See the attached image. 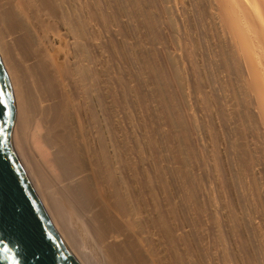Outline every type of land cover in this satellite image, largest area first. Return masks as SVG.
<instances>
[{"label": "bare ground", "instance_id": "bare-ground-1", "mask_svg": "<svg viewBox=\"0 0 264 264\" xmlns=\"http://www.w3.org/2000/svg\"><path fill=\"white\" fill-rule=\"evenodd\" d=\"M113 1L112 17L121 28L132 24L130 14L143 8L139 0ZM142 2L147 7L143 18L147 36L155 33L161 20L175 26L176 37L187 44L185 53L180 52L182 46L179 49L178 64L185 83L196 93L194 104L208 113L216 151L210 170L222 178L226 189L223 179L228 170L222 157H230V167L242 178V197L253 201L250 208L254 204L252 225L264 262V0ZM96 4L95 0H0V60L14 97L11 143L19 165L79 264H221L207 241L203 220L196 215L204 206L197 203L188 173L177 166L185 163L178 135L174 129V133L163 131L170 127L167 123L175 128L171 116L163 124L166 128L161 127L168 103L172 104L166 96L172 95H165L160 82L171 79L175 68L172 73L168 66L158 67L144 50L128 51L125 45L116 49L118 59L130 64L127 69L133 73L132 88L141 111L144 134H133L124 109L116 106L120 98L105 72L108 60L99 56L102 37H98ZM155 5L163 13L158 19L152 17ZM103 18L112 22L109 15ZM121 28L116 30L122 32ZM163 28L155 29L164 32ZM124 37L118 40L127 42ZM183 134L187 136L185 130ZM253 256L247 254L245 262L254 264Z\"/></svg>", "mask_w": 264, "mask_h": 264}, {"label": "rangeland", "instance_id": "rangeland-1", "mask_svg": "<svg viewBox=\"0 0 264 264\" xmlns=\"http://www.w3.org/2000/svg\"><path fill=\"white\" fill-rule=\"evenodd\" d=\"M100 1V2H99ZM108 1V2H106ZM95 0V2H97L96 7L98 8V13H99V18H98V37H102L99 40L101 41L102 44H99L98 42V51H99V56L102 57V59L104 60H108V62H106V66L108 63L107 68H105V72L106 74L110 76L111 81H112V89L114 88L115 90V94L117 92V96L119 99V103L117 101L116 106L119 104L120 106V110L122 111V108L124 109L123 112L125 113L124 117L126 118L128 125L131 128V132L135 135H142L144 134V126L140 120V108L137 105V101L135 99V94L132 88V83L131 80L133 79V73H131V70L127 69V64L125 62H121L120 59H118V51L116 49H121L123 47V45L127 46L125 49L129 50H135L136 51H140V50H144L143 52L145 54H148V56L150 58L153 57L152 60L156 61V65L159 67H163L166 69V67L168 66V68L166 70L168 71H172L173 68H175V70H179L180 68L183 70V67L180 66L181 63L178 64V60H179V49L182 46V49H180V52H184L186 51L187 48V44H185L186 42H180V40H178V38L176 37L178 35V33H176V28L173 25H170L167 23H165L164 21H157V23L155 24L154 27V31L155 33L153 34H149L147 36V27L146 24L143 22L144 21V14H145V10L147 9L146 7V3H143L141 0L140 1V6L142 8V10L139 8V11H134L137 13H131L130 14V20L132 19L131 23L127 25L126 27H122L118 26L119 22L117 23L116 20L114 21V11L112 12V8L113 6H115L114 3H112L113 0L109 1V0ZM112 4H111V3ZM114 2V1H113ZM101 3V4H100ZM109 3V4H108ZM145 4V6H142ZM104 4V5H103ZM108 4V5H107ZM114 4V5H113ZM103 5V6H102ZM113 5V6H112ZM101 6V7H100ZM112 6V7H111ZM156 6V5H155ZM108 9H107V8ZM146 8V9H145ZM155 9L157 8L154 7ZM100 9V10H99ZM107 9V10H106ZM152 9V10H155ZM102 10V11H101ZM110 12H109V11ZM159 8H157V10H155L152 13V17L155 19L160 18V16L163 15L162 11ZM101 11V12H100ZM105 11V12H103ZM109 13H108V12ZM143 13H142V12ZM158 11V12H157ZM160 12L162 14H160ZM113 13V14H112ZM159 16H158V14ZM103 14L104 16H110L112 19V22L110 23H106V21L104 22V16L101 15ZM135 14V15H134ZM112 15H114L112 17ZM157 15V16H156ZM170 15V13L168 14ZM139 16V17H138ZM143 16V17H142ZM101 17V18H100ZM142 17V18H141ZM100 19V20H99ZM137 20L139 22H137ZM162 23H161V22ZM142 24H141V23ZM116 23V24H114ZM159 23V24H158ZM161 23V24H160ZM111 24V25H110ZM114 24V25H113ZM145 26H144V25ZM103 25V26H102ZM113 25V26H112ZM139 25V26H138ZM158 25V26H157ZM170 25V26H169ZM106 26V27H105ZM109 26V27H108ZM141 26V27H140ZM115 27V28H114ZM119 27V28H118ZM134 27V28H132ZM138 27V29L136 28ZM143 27V28H142ZM164 27V28H163ZM167 29H166V28ZM111 28V29H110ZM122 30V32L118 31V30ZM155 28H163L164 32L161 31L160 29H155ZM170 28V29H169ZM173 28V29H171ZM118 29V30H116ZM132 29V30H131ZM136 29V30H135ZM142 29V30H141ZM176 29V30H175ZM128 30V31H126ZM134 30L135 33H133L132 31ZM140 30V31H139ZM145 30V31H144ZM101 31V34H100ZM124 31V32H123ZM144 31V32H143ZM159 31V32H158ZM165 31L167 32L166 34ZM127 32V33H126ZM138 32V33H137ZM119 33V34H118ZM122 33V34H121ZM142 33V34H141ZM146 33V34H145ZM159 33V34H158ZM162 33V34H160ZM103 34V35H102ZM124 34V35H123ZM140 34V35H139ZM174 34V35H173ZM111 35V36H110ZM143 35V37L141 36ZM156 35V36H155ZM162 35V36H161ZM125 36L124 38L128 37L127 42H120L119 40L121 39V37ZM146 36V37H145ZM161 36V37H160ZM165 36V37H164ZM120 37V38H119ZM152 37V39H150ZM155 37V38H154ZM164 37V38H163ZM172 39H171V38ZM176 37V38H175ZM112 38V39H110ZM115 38V40L113 41V39ZM138 38V39H137ZM146 38V39H143ZM157 38V39H156ZM167 38V39H165ZM108 39V40H107ZM110 39V40H109ZM119 39V40H118ZM135 39V40H134ZM148 39L151 40L147 41ZM155 39V40H154ZM160 39V40H159ZM163 39V40H162ZM171 39V40H170ZM118 40V41H117ZM134 40V41H133ZM142 40V41H141ZM169 40V42H168ZM177 40V41H176ZM103 41V42H102ZM137 43L134 44L131 43ZM146 41V42H145ZM161 41V42H160ZM163 41V42H162ZM131 44H130V43ZM140 42V43H139ZM144 42V43H142ZM148 42V43H147ZM117 43V44H116ZM122 43V44H121ZM127 43V45H126ZM144 44V45H141ZM147 44V45H146ZM184 44V45H183ZM101 45V46H100ZM121 45V46H120ZM140 45V46H139ZM117 46V48H116ZM133 46V47H132ZM135 46V47H134ZM139 48L137 49L136 48ZM149 46V47H148ZM154 46V49H153ZM163 46V47H162ZM184 46V47H183ZM189 46V45H188ZM199 46V44H198ZM197 46V47H198ZM115 47V48H114ZM142 47H144V49H142ZM133 48V49H132ZM146 48V50H145ZM157 48V49H156ZM184 48V49H183ZM151 52H149V51ZM164 50V51H163ZM155 52V53H154ZM179 52V53H180ZM114 53V54H113ZM120 53V52H119ZM115 55V56H114ZM152 55V56H151ZM155 55V56H154ZM111 56V57H110ZM114 56V57H113ZM176 56V57H175ZM158 57V58H157ZM115 58V59H114ZM114 59V60H112ZM118 59V60H117ZM156 59V60H155ZM166 59V60H165ZM176 59V60H175ZM159 60V61H158ZM113 61V62H112ZM169 61V62H167ZM120 62V64H119ZM162 62V63H161ZM166 62V63H165ZM126 64V66H125ZM162 64V65H160ZM169 64V65H168ZM172 64V66H171ZM176 64H178L179 66L177 67ZM116 66V67H115ZM124 66V67H123ZM128 66L130 67V64H128ZM177 68H176V67ZM115 67V68H114ZM128 67V68H129ZM180 67V68H179ZM131 69V68H130ZM180 69L179 74H176L177 78L175 79V70L174 73L172 71V73L174 74L173 77H171V79H162L160 84H161V89L165 92V95H172L166 98L170 99L169 102H172V104L168 103V107L170 108L168 110V114L166 113V117L165 114H162V118L163 121H161V127L166 128L163 131H171V129H174L175 134L178 135L177 137V143L179 144V147H181V151H182V156H183V161L185 162L183 163H178L177 166H179V170L184 171V173H188L190 181H192L193 183V187L196 193V197H197V203L201 207H203L202 211L200 214L197 213L196 211V215L200 216L199 218H201L204 222L205 228L207 229V241H209L211 248H212V252L215 253V260L216 262H220L221 264H236L235 262H237V264H243L242 262H244V264H248L247 262H245L246 260V255H250L253 254V259L256 261H253L254 264H263V258L262 255H258V245H257V234H256V229L255 226H253L252 224L255 225V219L253 218V216L255 217V213L253 214V208L252 206L254 205L252 203V206L250 208L251 205V199L248 201H246L242 196V187L241 186V181L242 178L239 174H236L238 171L237 169H235L234 167H230L232 166L230 163L229 158L227 156H223L222 158L223 161L226 163L227 165V172H226V178H224L223 182L226 184H224L225 186H227V188L225 189V187L223 188L222 186V180L219 181L220 178L219 175L217 173L214 172V174H212V171L214 170V164H215V159H216V155H214L215 157H213V154L216 153V151L214 152L213 150V146L214 143H212L211 137H210V131L209 130V125L207 124V115L208 113L204 111V109L199 105V107L197 105L194 104V99H196L195 95L196 93H194V89L192 87V89L190 87H188V83L186 81V79H184V70L183 73ZM130 71V73H129ZM113 72V73H112ZM178 73V72H176ZM124 75V76H123ZM179 75V76H178ZM183 75V76H182ZM130 76V77H129ZM175 76V77H176ZM182 76V77H181ZM122 77V78H120ZM182 78V79H180ZM124 80V81H123ZM165 80V82H164ZM168 80V81H167ZM123 81V82H122ZM126 81V82H125ZM160 81V79H159ZM177 81H179L178 83H180V85H178ZM122 82V83H121ZM184 82V83H183ZM118 83V84H117ZM183 83V84H182ZM167 84V85H166ZM170 84V85H169ZM176 84L178 86H181L180 88L178 86H176ZM115 85V86H114ZM185 85V86H184ZM188 85V86H187ZM122 87V88H121ZM177 88V89H176ZM188 88V89H187ZM182 92H180L179 91ZM193 90V91H192ZM173 91V92H172ZM178 91V92H177ZM119 93V94H118ZM182 96H181V95ZM195 94V95H194ZM134 95V96H133ZM116 96V98H117ZM195 96V97H194ZM122 97V98H121ZM134 98V99H133ZM171 98L173 99V101L171 100ZM178 98H181L178 100ZM183 98V99H182ZM122 99V100H121ZM181 100V101H180ZM132 101V102H131ZM134 101V102H133ZM177 101V102H176ZM175 102V103H173ZM193 102V103H192ZM122 103V104H121ZM192 103V104H191ZM126 104V105H125ZM181 104V105H180ZM185 106H184V105ZM130 105V106H127ZM132 105V106H131ZM135 105V106H134ZM193 105V107H192ZM195 105V106H194ZM126 108H125V107ZM132 108V109H131ZM131 109V110H130ZM138 111V112H137ZM170 111V112H169ZM207 111V110H206ZM122 112V113H123ZM132 112V113H130ZM134 113V114H133ZM192 113V114H191ZM197 119L195 122V114ZM179 114H183V115H179ZM171 116V120H173L174 124H175V128L169 123H167L168 119H170ZM184 116V117H183ZM219 116V115H218ZM133 117V118H132ZM179 117V119H178ZM130 118V119H129ZM191 118V119H190ZM219 118V119H218ZM222 118V117H221ZM184 119V120H183ZM140 120V121H139ZM181 120L183 126L181 125ZM186 120V121H185ZM220 120V116L217 117V121ZM132 121V122H131ZM180 121V122H179ZM198 121V122H197ZM139 122V123H138ZM163 122V123H162ZM184 122V123H183ZM188 122V123H187ZM137 123V124H136ZM167 123V124H166ZM186 123V124H185ZM206 123V124H205ZM141 124V125H140ZM163 124H166L165 126ZM169 124V125H168ZM189 124V125H188ZM195 124V125H194ZM184 125H187V127H184ZM202 126V127H201ZM142 127V128H141ZM201 127V128H200ZM178 129V130H175ZM182 129V130H181ZM186 129H190L186 130ZM199 129V130H198ZM133 130V131H132ZM138 130V132H137ZM183 130H185L187 132V136H184L185 134H183ZM182 131V132H181ZM143 132V133H142ZM173 131H171L172 133ZM173 132V133H174ZM190 132V133H189ZM191 134V135H189ZM186 137H189L186 138ZM187 139V140H186ZM230 139V138H229ZM232 139V138H231ZM230 139V140H231ZM186 140V141H185ZM233 140V139H232ZM231 140V144L232 141ZM184 141V142H183ZM211 141V142H210ZM224 139L221 140V146L223 143ZM206 143V144H205ZM212 143V144H211ZM177 144V145H178ZM192 147V148H191ZM201 147V148H200ZM196 148V149H195ZM224 148V147H223ZM199 149V150H198ZM205 149V150H204ZM212 149V150H211ZM219 151L221 152L223 149L220 148L219 146ZM149 150V149H148ZM195 150V151H194ZM219 152V153H220ZM213 153V154H212ZM222 156V153H220ZM219 155V154H217ZM234 155L236 156V153H234ZM189 156V157H188ZM219 156V157H221ZM186 157V158H185ZM200 157V158H199ZM227 157V158H226ZM195 158V159H194ZM215 158V159H214ZM227 159V160H226ZM212 160H213V165H212ZM230 164V165H229ZM208 165V166H207ZM213 167H212V166ZM229 165V166H228ZM209 167V170H208ZM230 167V168H229ZM229 168V169H228ZM213 169V170H210ZM231 170V173H230ZM186 171V172H185ZM235 173V174H234ZM236 175V176H235ZM240 176V178H239ZM233 177V178H232ZM227 180V181H226ZM241 180V181H240ZM216 181V182H214ZM219 181V182H218ZM240 181V182H239ZM214 182V184H213ZM218 182V183H217ZM217 183V185H216ZM220 183V185H219ZM217 187H216V186ZM216 187V188H215ZM223 188V189H222ZM220 189V191H219ZM222 189V190H221ZM240 189V190H239ZM227 191L228 194H230V196L227 195ZM239 191V192H238ZM215 192V195L214 193ZM218 192V193H216ZM225 192V193H224ZM240 193V194H239ZM221 195V199L218 197ZM224 195V197H223ZM226 195V196H225ZM201 197V198H200ZM211 197H214V199H210ZM218 197V198H217ZM229 197V198H228ZM227 198V199H225ZM233 198V199H232ZM214 200V201H213ZM229 200V201H228ZM245 200V201H244ZM212 203H211V202ZM232 202V204H231ZM240 202V203H239ZM253 202V201H252ZM207 204V205H206ZM250 204V205H249ZM236 207V209H235ZM232 208V209H231ZM252 209V210H249ZM242 210V211H241ZM246 210V211H245ZM207 211V212H206ZM236 211V212H235ZM205 213V214H204ZM234 213V215H233ZM247 213V214H246ZM249 213H251L250 215H248ZM237 214V215H236ZM244 214V215H243ZM227 215V216H226ZM210 216V217H209ZM234 216L238 217L235 221ZM228 217V218H227ZM250 217V218H249ZM252 217V219H251ZM204 218V219H203ZM206 218V219H205ZM213 218V219H212ZM241 218V219H240ZM227 219V220H226ZM251 219V222L249 221ZM254 220V221H252ZM210 223H209V222ZM226 221V222H225ZM239 221V222H238ZM254 222V223H252ZM240 226H239V225ZM251 224V225H250ZM210 225H212L210 227ZM237 228H236V227ZM235 227V228H234ZM244 228V229H243ZM235 232V233H234ZM233 233V234H232ZM211 235V236H210ZM248 235V236H247ZM239 236V237H238ZM246 236V237H245ZM217 237V238H216ZM216 238V239H215ZM244 239V240H243ZM211 241V242H210ZM229 244H228V243ZM208 243V244H209ZM231 244V245H230ZM209 245V247H210ZM214 248V249H213ZM218 248V249H217ZM227 248V249H226ZM231 249V250H230ZM238 249V250H237ZM218 251V252H217ZM217 252V253H216ZM241 252V253H239ZM217 254V255H216ZM236 254V256H235ZM217 256V257H216ZM228 256V257H227ZM234 256L236 257L235 261ZM239 256V258H238ZM259 256V257H258ZM232 258V259H231ZM238 258V259H237ZM259 258L260 259L259 261ZM243 259V260H242ZM234 260V261H233ZM258 261V262H257Z\"/></svg>", "mask_w": 264, "mask_h": 264}, {"label": "water", "instance_id": "water-1", "mask_svg": "<svg viewBox=\"0 0 264 264\" xmlns=\"http://www.w3.org/2000/svg\"><path fill=\"white\" fill-rule=\"evenodd\" d=\"M14 120L13 92L0 60V264H79L13 152Z\"/></svg>", "mask_w": 264, "mask_h": 264}]
</instances>
